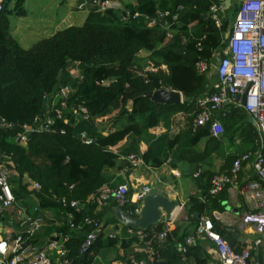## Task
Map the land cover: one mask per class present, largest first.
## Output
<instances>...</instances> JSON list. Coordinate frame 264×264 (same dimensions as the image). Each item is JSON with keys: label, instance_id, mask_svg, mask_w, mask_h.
I'll use <instances>...</instances> for the list:
<instances>
[{"label": "trees", "instance_id": "16d2710c", "mask_svg": "<svg viewBox=\"0 0 264 264\" xmlns=\"http://www.w3.org/2000/svg\"><path fill=\"white\" fill-rule=\"evenodd\" d=\"M13 1L10 8V0H3L0 12V156L10 158V182L18 205L28 210L34 201L40 214L50 211L61 218L56 238L69 234L65 242L69 264H99L97 258L105 252L103 258L108 264H134L129 258L137 264H152L149 249L154 254L153 262L207 264L203 241L196 240L184 253L179 250L194 234L204 214L211 219L215 231L239 252L244 245L212 216L214 211L224 210L227 187L216 196L210 195L212 177L218 173L204 167L216 153L223 158L219 173L229 174L239 154L253 153L259 148V135L248 115L239 108H232L226 118L220 119V137H237L241 153L222 154V143L218 137H211L209 126L192 127L198 112L197 100L213 93L212 85L217 80L216 74L209 78L199 74L195 64L200 60L214 61L213 53L225 47L228 19L235 17L238 4L232 1L233 9L220 28L209 16L211 0H136L123 9L98 12L90 8L81 26H70L23 49L10 36L7 17L24 16L25 0ZM158 11L177 15L175 23L167 19L171 23V39L166 38L161 25L148 27L146 18L154 17ZM126 12L129 16L125 19ZM135 14L138 17L134 18ZM182 37L186 39L185 45L181 43ZM141 51L148 56L140 58ZM148 61L155 66L164 65L166 73L144 75ZM71 63L78 64L80 80L69 74ZM65 86L73 93L65 100L53 102ZM162 89L181 93L182 103L157 104L145 96ZM78 106L87 110L88 119L77 111ZM179 114L183 127L169 136ZM108 119L113 121L114 130L104 133L101 124ZM47 120L52 122L47 130H38ZM157 128L164 132L154 134L152 131ZM21 135H25L26 142L17 144ZM81 135L91 139V143L84 144ZM203 139L205 148L200 152L196 147ZM124 140L125 144L114 150ZM140 145L146 146L145 152H141ZM167 155H176L174 161L186 160L193 174L199 171L197 177L193 175L199 193L190 196L184 206L188 224L176 226L159 240L163 223L146 230H130L116 218L114 200H108L102 211L95 213L97 204L90 198L110 185L106 170L130 168L129 156L159 168ZM24 179L37 183L39 189L31 190ZM72 202L79 203L80 209L71 207ZM135 206L129 203L122 210L134 216ZM107 212L113 214L111 219H103ZM69 215L75 230L70 229ZM87 217L102 227L81 253L85 236L93 230L83 223ZM36 235L23 238L35 246ZM256 251L257 264H264V250L257 246ZM111 254L112 259H108Z\"/></svg>", "mask_w": 264, "mask_h": 264}, {"label": "built area", "instance_id": "2783aa9c", "mask_svg": "<svg viewBox=\"0 0 264 264\" xmlns=\"http://www.w3.org/2000/svg\"><path fill=\"white\" fill-rule=\"evenodd\" d=\"M209 7L210 19L217 28H220L224 22L227 10L233 9L234 3L230 7L225 6L228 0H211ZM116 1L110 0H84L78 5L81 10L85 6L96 8L98 12H104L106 9H119L114 5ZM179 10L181 8L179 7ZM2 11V0H0V12ZM128 12L124 18H128ZM138 17L137 14L134 18ZM148 20V27L161 25L166 30V38L171 39L173 33L168 29L170 24L177 21L176 14H170L168 11H158ZM181 43L186 44V39L181 38ZM225 47L220 48V52L215 51L212 55L214 61L200 60L195 64L199 74L211 77L216 74L217 80L212 85L214 92L205 94L197 100L198 112L192 121L193 129L209 126L211 137H220L223 134V127L220 119L226 118L232 108L242 109L248 117L255 123L256 131L259 135V148L255 152H246L238 155L233 161L229 174L218 173L212 177L210 195H218L225 187L234 184L244 164H249L256 177V180L246 183L242 189V194L250 202V211L244 213L240 218V228L250 227L252 232L261 238L253 244L255 246L262 244L264 241V0H239L238 11L234 20L225 34ZM200 46V43L196 45ZM70 69V72H69ZM75 71L73 75L71 72ZM162 71L166 73L164 65L155 66L147 62L143 69L144 75ZM69 74L75 78L81 79V72L78 64L71 63L68 68ZM142 73V74H143ZM73 89L68 86L60 88L55 97L65 100ZM181 102L183 101L181 95ZM77 111L88 119L87 110L78 106ZM59 114V112H57ZM52 122L46 121L43 127L38 130H47ZM84 144L91 143L84 135H81ZM20 142L25 143V135L19 136ZM128 160L132 166H135L140 160L134 156H129ZM12 164L7 156H0V218L6 215L11 216L20 226L27 227L26 233H16L9 238L0 237V264H69L66 259L65 242L69 234L59 236L56 241H51L39 250L35 246L27 244L23 235L32 236L40 231L46 216L40 214L38 208L30 209L18 205L12 192ZM199 171L194 174L197 177ZM31 190H38L39 185L35 182L26 180ZM129 188L126 183L119 184L116 188L103 187L99 190L97 196L92 197L91 201L97 205H106L108 200H114L117 207H124L129 203L135 204L134 216L137 217L143 200L146 196L153 194L149 185H142L135 193L128 196ZM71 207L80 209L81 205L76 202L70 204ZM14 210V215L12 214ZM177 211L183 210V205H177ZM175 209V210H176ZM162 216V214H161ZM176 216L174 212L169 219L159 223L164 224V230L159 234V240L165 238L166 234L171 231L170 227L174 223ZM72 216H68L71 230H75L71 223ZM83 223L90 225L93 230L89 232L80 247V252L88 249L95 240L96 234L102 227V224L89 217L85 218ZM204 239L212 244L216 256L217 264H251L252 253L250 243L245 241L244 248L235 251L226 240H224L214 229L211 219L207 216L201 217L195 228L193 235L185 240V245L179 247L184 253L196 239ZM149 261L153 262V252L148 250ZM134 264H137L133 258H129ZM139 264H147L140 262ZM253 264V263H252Z\"/></svg>", "mask_w": 264, "mask_h": 264}, {"label": "crops", "instance_id": "0c3cea01", "mask_svg": "<svg viewBox=\"0 0 264 264\" xmlns=\"http://www.w3.org/2000/svg\"><path fill=\"white\" fill-rule=\"evenodd\" d=\"M83 1L84 0H25L23 5L24 16L18 17L14 14L8 15V32L10 36L15 41H17L18 44L21 40L18 41L17 38L13 35L16 34L20 36L21 39L24 38V41L25 43H27V45L23 46V48H30V45H32L33 43L35 44L36 41L38 42L44 38L52 36L54 33L60 31L61 28L65 29L72 26L74 23L73 21H85L86 17L80 18L74 16L75 11L83 12L85 9H88L89 11L90 8L88 6H85L81 10L77 8L78 5L81 4ZM135 1L136 0H118L114 3V5L116 4L117 8L123 9L128 4L134 5ZM30 2L36 3L35 11H28L29 6H26V3ZM13 5L14 1L10 0L9 7L13 8ZM52 6L53 9H51ZM57 15H61V17L57 19ZM11 16H16L18 18V23L13 27L12 31H10L11 27L9 22ZM148 54L149 53L147 52L141 51L139 53V57L145 58L148 56ZM180 124H183L181 114L176 116L175 124L173 125L172 131L171 133H169V136L175 135L183 127ZM152 132L156 135H160L164 132V130L161 128H157ZM220 139L222 138L218 137L219 141H221ZM238 141L239 140H237V143ZM125 142L126 140L121 142L118 146L114 148V150L119 149L125 144ZM205 143L206 139L201 140V142L197 146V150L202 152L205 148ZM223 149L226 153H228L225 150L224 146ZM140 150L141 152H145L146 146L140 145ZM173 159L176 160L177 156L175 155L174 157H171L170 155H167V160L159 168H152L139 161L135 166L131 165L130 168H125L121 171H118L116 169L106 170V174L111 177V182L109 186L105 187L115 188L119 184L126 183L128 185L129 191L131 192V194H133L142 185H149L154 193L161 194L169 200L183 205V210L181 212L177 211V209L174 211V215L176 216V218L174 219V223L171 225L170 230L174 229L178 225L183 226L185 224H188L186 221L187 217L185 215L184 206L190 196L199 193V188L193 176L194 170L189 165V163L186 160L174 161ZM220 159L222 160L221 163ZM208 162L209 163L205 164L207 168L204 167V169H210L214 173H219L220 167L223 164L222 156H217L216 153H213ZM173 164H175L176 166L174 167ZM255 178L256 177L251 169V166L249 164H244L234 184L229 185L227 187V200L224 204V210L222 212L214 211L212 214L214 219L220 222L224 227L232 229L238 238L244 239V242H249L251 250L252 247L255 246L253 243L261 237L254 234L250 227L240 228V218L244 213L250 211V202L242 194V189L246 183L255 180ZM103 206L105 205H97L95 213L102 211L101 209L103 208ZM34 208H37V206L33 201L28 206V212L30 209ZM14 210L15 209H13L12 212L13 215L15 213ZM43 214L46 216L47 220L45 219L43 226L41 227L40 231L37 232L36 235L35 247L38 250L47 245L49 242L56 241V235L58 234L59 228L58 219H61L57 215H55V213L50 211H44ZM204 216L205 214L201 215V217ZM105 217L111 219L113 217V214L107 212L103 219ZM163 217L164 214L162 213L161 222L163 220ZM26 231L27 227L20 226L16 221L12 220L11 216L6 215L3 219L0 218V237L9 238L10 236H13L18 232L24 234L26 233ZM196 240L204 242V250L207 254L208 259L207 264H217L212 244L204 239L198 238ZM195 241L191 245H193ZM244 242L240 241V243H242L243 245ZM257 246L261 247L264 250V241H262V244ZM106 253L107 252L103 253L97 258L99 264H108L103 258V255H105ZM108 259H112V254ZM53 264H56L55 261H53ZM111 264L122 263L116 261Z\"/></svg>", "mask_w": 264, "mask_h": 264}, {"label": "water", "instance_id": "95a60500", "mask_svg": "<svg viewBox=\"0 0 264 264\" xmlns=\"http://www.w3.org/2000/svg\"><path fill=\"white\" fill-rule=\"evenodd\" d=\"M231 2L228 0L225 2L227 8L230 7ZM147 96L152 102L157 104H180L181 102V93L173 90H158L154 92L146 93ZM248 120L255 126L253 120L248 117ZM30 128H27L29 130ZM17 144L20 143V139H17ZM178 203L169 200L165 196L157 193H153L144 198L141 210L137 217H132L129 214L125 213L122 208L116 207L115 216L118 221L126 226L130 230H146L151 226L159 223L161 214H164L165 219H169L171 214L177 208ZM226 231L231 234L232 238L237 241L244 242V239L238 238L235 232L227 228ZM253 258L252 261L254 264H257V251L256 246L252 247ZM152 264H162V262H152Z\"/></svg>", "mask_w": 264, "mask_h": 264}, {"label": "rangeland", "instance_id": "374dc122", "mask_svg": "<svg viewBox=\"0 0 264 264\" xmlns=\"http://www.w3.org/2000/svg\"><path fill=\"white\" fill-rule=\"evenodd\" d=\"M234 1V3L235 4H238V2H239V0H233ZM26 6H29V9H28V11L30 12V11H35V9H36V3L35 2H30V3H26ZM51 9H53V6H52V8ZM50 9V10H51ZM230 10H227L226 12H225V14L227 13V15H230ZM75 14H74V16H76V17H82V18H85L86 16H87V14H88V9H85L83 12H80V11H75L74 12ZM12 17H15V18H12ZM61 17V15H57V19H59ZM233 20H234V17H232V16H229V19H228V21H229V25L231 26V24H232V22H233ZM10 27H11V30L10 31H12L13 30V27L18 23V18L16 17V16H11L10 17ZM74 23H73V25L72 26H81L82 24H83V22L84 21H82V22H79V21H73ZM230 26H229V28H230ZM64 28H61V30H63ZM55 34V33H54ZM13 36H15L16 38H17V40L18 41H20L19 42V45L23 48V46H26L27 45V43H25V41H24V38H22L21 39V37L20 36H18V35H13ZM40 40V39H39ZM37 42V41H36ZM30 44V43H29ZM34 44V43H33ZM32 44V45H33ZM32 45H30V47L32 46ZM29 48V47H28ZM27 48V49H28ZM23 49H25V48H23ZM219 52H220V48H219ZM69 72H70V69H69ZM73 75H75L76 74V72L75 71H72L71 72ZM54 99V101L53 102H56V100L58 99L57 97H54L53 98ZM106 123V124H105ZM103 124H105V125H103ZM102 126H104V133H108V132H110V131H113L114 130V128L112 127L113 126V121L112 120H106V121H104L102 124H101ZM237 140H239L237 137H235L233 140H231V138H230V136L229 135H226V136H224L222 139H221V142H222V147H221V153L222 154H226V155H228V153H240V152H243V149H242V146L240 145V142L238 141V143H237ZM224 144V145H223ZM223 146H224V148H225V150L228 152V153H226L225 151H224V149H223ZM198 147H196V149H197ZM222 162V160L220 159V163ZM26 181V179H24V182ZM47 214V213H46ZM104 219H108L107 217H105ZM108 229V231H111L110 230V228H107Z\"/></svg>", "mask_w": 264, "mask_h": 264}]
</instances>
